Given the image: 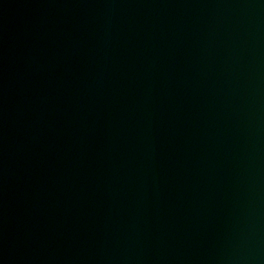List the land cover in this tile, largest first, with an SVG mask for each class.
<instances>
[{"label": "water", "instance_id": "water-1", "mask_svg": "<svg viewBox=\"0 0 264 264\" xmlns=\"http://www.w3.org/2000/svg\"><path fill=\"white\" fill-rule=\"evenodd\" d=\"M0 264H264V0H0Z\"/></svg>", "mask_w": 264, "mask_h": 264}]
</instances>
